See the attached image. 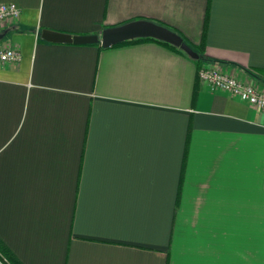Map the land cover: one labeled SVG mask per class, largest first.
<instances>
[{"label":"crops","instance_id":"0c3cea01","mask_svg":"<svg viewBox=\"0 0 264 264\" xmlns=\"http://www.w3.org/2000/svg\"><path fill=\"white\" fill-rule=\"evenodd\" d=\"M0 239L22 264H264V108L139 41H48L135 19L264 87V0H0Z\"/></svg>","mask_w":264,"mask_h":264},{"label":"built area","instance_id":"2783aa9c","mask_svg":"<svg viewBox=\"0 0 264 264\" xmlns=\"http://www.w3.org/2000/svg\"><path fill=\"white\" fill-rule=\"evenodd\" d=\"M21 8L15 2L0 3V21L16 19L20 16ZM21 59L20 51L14 46L0 44V64L16 63ZM201 85L212 91H224L245 100L258 108H264V87L247 77L230 73L218 65H203L198 71ZM0 264H10L0 254Z\"/></svg>","mask_w":264,"mask_h":264},{"label":"water","instance_id":"95a60500","mask_svg":"<svg viewBox=\"0 0 264 264\" xmlns=\"http://www.w3.org/2000/svg\"><path fill=\"white\" fill-rule=\"evenodd\" d=\"M41 36L48 41L78 44L100 43L103 47H110L135 38L152 37L181 48L193 59L200 57L199 53L179 33L149 19H135L116 26L106 27L99 34H71L44 29ZM3 37L4 34H0V40Z\"/></svg>","mask_w":264,"mask_h":264},{"label":"trees","instance_id":"16d2710c","mask_svg":"<svg viewBox=\"0 0 264 264\" xmlns=\"http://www.w3.org/2000/svg\"><path fill=\"white\" fill-rule=\"evenodd\" d=\"M150 20V19H149ZM152 20V19H151ZM154 22H157L161 25H164L172 30H174L175 32L179 33L183 39L189 44L192 46L193 49H195L200 57L198 59H195L198 61V64H199V68H201L203 65H202V57L204 55V51H205V43H204V37H205V33H206V24H205V27H204V31H203V41L199 44V45H194L193 43H191L189 40L186 39V37L180 33L177 29L169 26V25H166L160 21H155V20H152ZM146 40H152V41H156V42H159V43H162L164 45H166L167 47H170L176 51H179L185 55H187L181 48L171 44V43H168L166 41H163V40H159V39H156V38H152V37H145V38H135V39H131V40H126V41H123V42H120V43H117L115 45H112V46H118V45H122V44H126V43H132V42H139V41H146ZM97 45H99L100 47H102V45L100 43H95ZM0 254L5 257L8 262L10 264H22L19 259L13 254V252L7 247V245L0 239Z\"/></svg>","mask_w":264,"mask_h":264}]
</instances>
